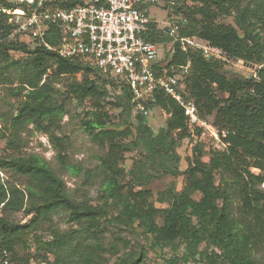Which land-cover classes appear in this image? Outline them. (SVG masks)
<instances>
[{
    "label": "trees",
    "instance_id": "obj_1",
    "mask_svg": "<svg viewBox=\"0 0 264 264\" xmlns=\"http://www.w3.org/2000/svg\"><path fill=\"white\" fill-rule=\"evenodd\" d=\"M162 5L168 9L170 21L177 24L180 20L181 35L197 36L221 48L228 59L261 65L257 77H229L224 72L228 60L211 59L198 51L185 52L179 44L173 46L172 56L164 59H170L168 65L175 66V72L190 62L185 95L202 118L227 133L222 137L223 148L196 140L200 129L191 127L185 108L162 90L143 105L150 110H166L169 117L165 126L157 133L147 127L126 141L133 133L132 123L126 118L133 112L141 123L147 118L142 111H135L138 102L129 86L81 58L68 60L44 46L32 47L12 36L13 24L6 13L0 12V77L13 83L6 76H16L19 85L15 94L25 97L14 123H35L47 132L49 124L65 113L64 105L56 100L57 84L69 76L73 79L64 85L69 97L95 101L93 116L84 120L83 126L104 148L99 171L103 200L95 205L75 199L63 177L44 157H0V170L11 171L25 182L22 189L0 176V264H4V251L12 261L33 264L30 257L18 255L19 247L26 244V237L41 220L61 210L68 212L69 222L82 229L57 234L51 241L35 235L44 252L40 264H103V230L98 223L112 207L118 210V223L142 229L152 250L171 247L174 255L169 264H264V0H162ZM229 17L235 23L223 21ZM152 26L151 40H168L156 30V22ZM12 51L29 57L14 59ZM78 73L82 79H78ZM119 86L112 97L109 87ZM220 93L227 97L222 98ZM108 98H113L109 102L126 124L122 129L115 127L104 106ZM15 138L13 135L11 140ZM186 138L196 144L186 158V169L181 170L177 148ZM134 148L142 156L128 169L123 165L125 153ZM206 155L208 161L203 160ZM58 158L72 174L79 173L80 168L68 163L63 153L59 152ZM150 163L155 171L149 170ZM253 167L262 172L254 173ZM165 176H183L184 185L181 191L169 188L159 192V201L168 204L159 207L149 185ZM22 209L32 214L31 224L11 218L12 212ZM48 253L55 255L53 262ZM146 254L144 250L128 253L119 264H146Z\"/></svg>",
    "mask_w": 264,
    "mask_h": 264
},
{
    "label": "rangeland",
    "instance_id": "obj_2",
    "mask_svg": "<svg viewBox=\"0 0 264 264\" xmlns=\"http://www.w3.org/2000/svg\"><path fill=\"white\" fill-rule=\"evenodd\" d=\"M192 2H190L191 4ZM168 9H165L162 4H153L149 8L150 17L159 22V25L164 26L168 19ZM179 17V16H178ZM176 22L178 28L182 26L180 20ZM225 22L235 23L233 17L223 19ZM179 31V29H178ZM34 47V43H30ZM169 42L164 41L160 45L161 58L172 56L173 50H170ZM11 55L14 59H26L28 54L22 52L12 51ZM261 65L253 62H246L242 59H229L225 63L224 72L229 77L250 78L257 77V69ZM8 79H12L13 83H6L0 77V135L5 137L0 138V157L10 156H28L30 154H38L44 157L51 166L63 177L67 189L70 194L78 201H85L91 204L102 203L101 192V178L100 171V156L104 155V148L95 143L88 132L84 129L83 121L90 119L92 112L96 109L95 101L85 100L78 101L69 97L65 84L69 83L73 78L64 76L61 83L57 84L58 91L56 100L59 104H63L65 113L56 120L57 122L49 124L47 132L38 129L35 123L26 122L23 124H15L13 117L17 113V108L23 101L24 94L16 95L15 88L19 85L16 76L8 75ZM78 79H82V74H77ZM46 78L44 77V80ZM4 81V82H3ZM119 87H109L112 97L117 94ZM222 98L227 97L225 93H220ZM109 101L113 98H108L104 106L111 115L115 127L120 129L126 124L122 123V118L119 116V110L112 108ZM169 117V113L160 107H154L150 110L147 118L142 123L136 117V112H133L130 117L125 116L131 125L133 133L126 139V141L133 140L137 133L142 132L147 127L152 132L157 133L165 126V122ZM122 123V124H121ZM48 124V122H46ZM18 125V126H14ZM21 125V126H20ZM121 128V129H122ZM16 138L11 140L12 136ZM204 142H212L210 140H203ZM196 141L186 138L180 142L177 148V153L181 156L180 168L185 170L187 167L188 156L193 153ZM209 145V144H208ZM207 145V146H208ZM214 147L223 148L221 142H214ZM59 152L67 158L68 163L80 168L78 174H72L70 170L63 166L58 158ZM140 150L134 148L125 153L123 165L128 169L134 167V162L140 159ZM203 160L208 161L209 156L206 155ZM150 171H155L153 164H149ZM253 172L260 174V168H252ZM264 173V171H263ZM2 180H9V182L17 184L22 189L25 188L23 179L18 178L11 171L0 170ZM184 185L183 176L173 178L172 176H165L161 179L154 180L149 187L154 193V203L161 207L167 206L166 202L159 201V192L166 189H174L181 191ZM264 188V182L261 185ZM26 205H28V195L26 196ZM118 210L114 207L110 208L107 215L100 218L98 226L103 230L101 233L102 244L104 250L102 251L103 264H119L120 260L128 253L135 254L144 250L146 254V264H169V259L174 255V250L167 246L164 248H157L152 250L150 242L143 234L142 229L135 225L128 227L125 224L118 223L115 217L118 216ZM11 218L17 222L29 225L32 222V214H28L24 209L18 212H12ZM74 229H82L77 223L69 222L68 212L58 211L50 218L41 220L37 228L26 237V244H22L18 249L19 256L30 257L33 264L42 263L41 255L44 253L34 239L35 235L40 236L44 241H51L55 235L70 232ZM205 244L201 245L204 249ZM261 253H264L262 249ZM49 261L53 262L55 255L48 253ZM9 264H19L17 261H12L9 258ZM46 264V263H44ZM81 264V263H78Z\"/></svg>",
    "mask_w": 264,
    "mask_h": 264
},
{
    "label": "built area",
    "instance_id": "obj_3",
    "mask_svg": "<svg viewBox=\"0 0 264 264\" xmlns=\"http://www.w3.org/2000/svg\"><path fill=\"white\" fill-rule=\"evenodd\" d=\"M162 0H0V12L13 24L12 36L56 52L68 60L81 58L104 73L125 82L137 101L135 111L145 116L150 109L144 101L162 90L182 105L193 129L200 131L196 140L222 142L227 133L220 131L198 113L194 102L185 95V77L190 62L175 72V66L160 56L164 41L149 38L156 30L187 51H198L216 60H229L225 52L197 37L181 35L173 21L164 26L152 19L149 8ZM52 35V37H51ZM54 40L55 42H52ZM4 264H9L4 251Z\"/></svg>",
    "mask_w": 264,
    "mask_h": 264
}]
</instances>
